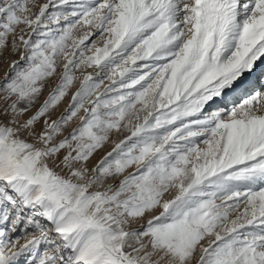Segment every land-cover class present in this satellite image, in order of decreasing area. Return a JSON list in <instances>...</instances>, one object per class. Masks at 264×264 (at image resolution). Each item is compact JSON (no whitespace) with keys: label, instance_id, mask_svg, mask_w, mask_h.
<instances>
[{"label":"snow or ice","instance_id":"1","mask_svg":"<svg viewBox=\"0 0 264 264\" xmlns=\"http://www.w3.org/2000/svg\"><path fill=\"white\" fill-rule=\"evenodd\" d=\"M0 67V264H264V0H0Z\"/></svg>","mask_w":264,"mask_h":264},{"label":"rangeland","instance_id":"2","mask_svg":"<svg viewBox=\"0 0 264 264\" xmlns=\"http://www.w3.org/2000/svg\"><path fill=\"white\" fill-rule=\"evenodd\" d=\"M40 2H41V0H40ZM3 75V67H0V76H2Z\"/></svg>","mask_w":264,"mask_h":264},{"label":"bare ground","instance_id":"3","mask_svg":"<svg viewBox=\"0 0 264 264\" xmlns=\"http://www.w3.org/2000/svg\"><path fill=\"white\" fill-rule=\"evenodd\" d=\"M43 2H46V0H41V3H43ZM21 243H23L24 242V240H23V238L21 239V241H20Z\"/></svg>","mask_w":264,"mask_h":264}]
</instances>
